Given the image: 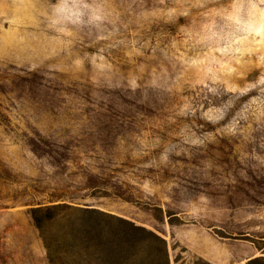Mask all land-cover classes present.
<instances>
[{
	"label": "rangeland",
	"instance_id": "rangeland-1",
	"mask_svg": "<svg viewBox=\"0 0 264 264\" xmlns=\"http://www.w3.org/2000/svg\"><path fill=\"white\" fill-rule=\"evenodd\" d=\"M52 205L264 258V0H0V264H50Z\"/></svg>",
	"mask_w": 264,
	"mask_h": 264
},
{
	"label": "trees",
	"instance_id": "trees-1",
	"mask_svg": "<svg viewBox=\"0 0 264 264\" xmlns=\"http://www.w3.org/2000/svg\"><path fill=\"white\" fill-rule=\"evenodd\" d=\"M32 218L50 264H171L157 234L98 209L52 205L35 208ZM248 264H264V258Z\"/></svg>",
	"mask_w": 264,
	"mask_h": 264
}]
</instances>
